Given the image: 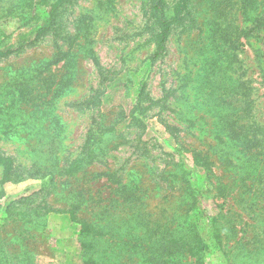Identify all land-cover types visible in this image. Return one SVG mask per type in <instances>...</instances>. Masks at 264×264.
Listing matches in <instances>:
<instances>
[{
    "label": "rangeland",
    "instance_id": "rangeland-1",
    "mask_svg": "<svg viewBox=\"0 0 264 264\" xmlns=\"http://www.w3.org/2000/svg\"><path fill=\"white\" fill-rule=\"evenodd\" d=\"M0 49V264H264V0H0Z\"/></svg>",
    "mask_w": 264,
    "mask_h": 264
},
{
    "label": "trees",
    "instance_id": "trees-1",
    "mask_svg": "<svg viewBox=\"0 0 264 264\" xmlns=\"http://www.w3.org/2000/svg\"><path fill=\"white\" fill-rule=\"evenodd\" d=\"M167 27H168V25H166L165 29L162 31L161 41L159 43V48H158L157 53L161 52L163 47H164L163 40H164V37L166 35ZM9 51H11V50L0 49V56L8 53ZM238 136H239L240 140H241V138H243V135L240 136L238 134ZM235 150H236V152L241 151L239 149H235ZM235 160H236V162L239 160L237 156L235 157ZM254 160L255 159H253V161H251L249 159V160L245 161V162H247L245 164L243 162H238V163L233 162L232 163L233 167L240 171L237 174L236 178H234V179L239 180L241 177V174L248 176V175H251V173L256 172V170H258V173H261L264 170V165L262 167L259 166V168L257 169V167L255 165L256 163ZM225 186L230 187V185H228L227 183H225ZM95 228H98V229H95ZM112 228H115V226ZM197 229L198 228L195 225L191 226L189 228L191 236L187 237L188 242L189 243L192 242V244H194V245H197V241H198V244L200 242L199 233H198ZM108 231L109 230H104V223H94L91 225L90 229L86 228V229L81 230V242L83 243V245L87 243L85 238H86L88 233L90 234L89 238L92 237L90 240L92 242V245L90 242L89 246L91 245V247L90 248L87 247V249L85 250L86 258L84 259L83 264H102V263H104V261H105L104 257H105V255H107V252L105 251V248H103L104 247L103 243H107L109 241L110 237H114L113 233H110ZM106 235H108V237H106ZM118 238H119V240H121L120 243L118 244V246L121 244L125 245V242L128 240V237L125 238L124 240L120 237H118ZM116 248H120V247L116 246ZM140 248L144 249L145 245L140 246ZM159 258H161V257H159ZM186 258L187 257H184L181 260V257H178L176 259L171 258L169 260H171V262L173 264L178 263V262H180V264H196V262H189L188 259H186Z\"/></svg>",
    "mask_w": 264,
    "mask_h": 264
}]
</instances>
